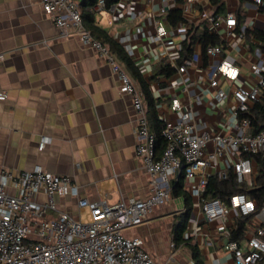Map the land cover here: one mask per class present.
Masks as SVG:
<instances>
[{
    "label": "crops",
    "instance_id": "crops-1",
    "mask_svg": "<svg viewBox=\"0 0 264 264\" xmlns=\"http://www.w3.org/2000/svg\"><path fill=\"white\" fill-rule=\"evenodd\" d=\"M83 1L76 0L81 13L90 8L95 27L121 45L147 82L161 124L177 119L171 106L173 98H178L183 109L191 113L195 132L207 131L211 136L237 134L244 116L237 108L233 89L240 84L252 87L258 83L251 65L257 51L264 55V7L248 0H122L127 6L113 20L108 10L95 9L97 0L93 6ZM230 14L236 17L237 24L229 34L225 19ZM209 16L217 18V28H211ZM159 20L174 46L152 41ZM182 26L187 30L180 31ZM205 28L219 36L222 43L204 49L198 35ZM96 35L111 50L109 43ZM191 40L192 50L187 54L184 43ZM210 46H218L221 51L210 54ZM120 61L138 83L132 70ZM223 61L237 67L239 73L235 79L222 73L216 75L226 92L223 101L217 102L211 76ZM185 62H189L186 71L180 72L178 67ZM162 64L175 68L169 77L156 75ZM0 90L8 94L0 100V173L3 169L41 167L69 175L79 187L80 196L108 204L150 196L151 176L135 151L138 116L132 97L120 92L118 74L94 48L78 37H60L54 20L39 0H0ZM259 91L252 107L264 100V86ZM145 105L153 131L147 100ZM249 132L253 133L251 125ZM44 138L47 142L39 148ZM213 149V143L205 148ZM162 151L157 147L158 155ZM246 153L219 156L204 168V175L225 177L233 171L232 161L247 157ZM251 158L255 184L257 167ZM179 175L170 179L171 199L156 206L144 222L125 229V233L141 237L146 250L158 262L194 264L192 244L198 247L203 264H235L230 243L236 242L247 250L257 220L232 207L225 221L209 220L202 211V202L209 198L203 197L204 191L200 196L193 193L202 174L191 180L184 175V189L192 203L183 235L175 240L177 214L186 209L185 199L172 192V183ZM44 199L40 196V200ZM58 205L75 217L87 213L78 208L75 196L59 198ZM240 217H248V221L243 234L234 238ZM222 228L230 229L231 236H225ZM258 264H264V259Z\"/></svg>",
    "mask_w": 264,
    "mask_h": 264
},
{
    "label": "built area",
    "instance_id": "built-area-1",
    "mask_svg": "<svg viewBox=\"0 0 264 264\" xmlns=\"http://www.w3.org/2000/svg\"><path fill=\"white\" fill-rule=\"evenodd\" d=\"M39 1L54 20L60 37H78L83 44L94 48L118 74L120 92L132 97L138 116L134 130L135 151L151 176V193L145 199L134 198L129 202L121 200L108 204L80 196L79 187L69 175L55 174L41 167L23 171L3 169L0 173V264H167L158 262L146 250L144 240L139 236L127 235L125 229L141 224L156 206L171 199V177L182 171L190 180L202 174L193 189V193L200 196L208 182L204 168L216 162L219 156L228 152H264V130L257 134L249 132L251 120L244 116L236 135L217 133L211 136L207 131L197 133L193 130L191 113L183 109L178 98H173L171 107L177 119L162 123L161 135L165 147L158 155L157 137L150 129L142 87L97 37L95 30L85 25L76 0ZM248 1L264 7V0ZM126 6L122 0L109 7L105 0H97L95 9L108 10L113 20H117ZM208 19L212 29L218 27L215 16ZM225 23L230 34L237 19L230 14L226 16ZM179 30L186 31L187 27L182 26ZM167 34V28L159 20L151 39L155 43L174 46V40ZM126 48L131 52L129 45ZM220 51L218 46L208 48L210 54ZM256 55L251 68L258 75V83L252 87L240 84L233 89L237 108L242 113L252 108V103L260 96V87L264 86V55L260 51ZM188 63L180 65L178 70L185 72ZM218 73L235 79L239 69L225 61L214 68L211 85L216 89V101L222 102L226 92L219 86ZM7 96L5 90H0V100ZM46 142L45 138L41 140L39 148H43ZM209 143L214 144V149L206 151ZM230 165L238 182L253 184L254 163L251 157L240 156ZM40 196L45 199L40 200ZM66 196L77 198L78 208L87 211L85 219L59 208L58 199ZM230 207L243 215L251 214L257 220L247 250L236 242L230 243L235 264H258L264 259V203L258 207L257 202L244 193L232 196L230 205L219 198L202 202V211L209 220L220 218L225 221ZM222 232L227 237L231 236L228 228H222Z\"/></svg>",
    "mask_w": 264,
    "mask_h": 264
},
{
    "label": "trees",
    "instance_id": "trees-1",
    "mask_svg": "<svg viewBox=\"0 0 264 264\" xmlns=\"http://www.w3.org/2000/svg\"><path fill=\"white\" fill-rule=\"evenodd\" d=\"M106 6L109 7L111 4L117 2L118 0H105ZM83 3L85 5L93 6L96 3V0H84ZM82 17L85 22V24L93 28L95 30V33L98 34L102 39L109 43L111 50L116 52L119 56L120 60H122L127 68H130L132 70V73L134 74V77L138 81V83L141 85L144 94H145V100H147V106H148V113L149 118L151 122V126L153 128V131L156 134V146L158 148L164 149L165 147V140L161 135V121L158 119L157 112H156V101L151 96V93L148 89V84L143 78L142 75L139 74V72L136 70V68L133 65V62L129 58V56L126 54L124 49L121 47V45L117 42H115L107 33H105L102 29L95 27V17L94 13L90 10H82ZM204 28V27H203ZM264 33V31H262ZM260 32H258L259 34ZM261 33V34H263ZM260 35V34H259ZM199 38L202 42L203 48L206 49L209 45H215V44H221L222 41L220 40L219 36L214 35L208 31L207 28L203 29L199 33ZM192 42L191 40L189 43H184V47L186 49L187 54H190L192 50ZM262 50L264 52V46L262 47ZM175 68L170 66L169 64H162L159 66L156 75H164L166 77H169L173 72ZM242 116L249 117L251 120V131L254 134L260 133L262 130H264V100L263 101H257L254 106L245 113L241 114ZM245 156L247 157H253L256 163V182L253 185H247L246 183H240L237 181V178L232 170L228 171L226 176L223 178H219L217 175H211L208 178V182L206 184L203 197L204 198H219L222 201H224L226 204L231 203L232 196L244 193L249 198H253L257 201L258 206H261L264 203V153H246ZM184 171L180 173L177 180L173 181L172 183V192L175 196H182L185 199L186 202V209L185 211L177 214V223L175 225V240H179L183 232L186 228L187 218L189 215V211L191 208L192 199L190 194L187 192V190L184 189ZM248 221V217H240L237 221V227L233 231V237L239 238L241 236L246 228V223ZM190 249L192 251L194 264H203V260L201 258L199 249L196 245H190Z\"/></svg>",
    "mask_w": 264,
    "mask_h": 264
},
{
    "label": "rangeland",
    "instance_id": "rangeland-1",
    "mask_svg": "<svg viewBox=\"0 0 264 264\" xmlns=\"http://www.w3.org/2000/svg\"><path fill=\"white\" fill-rule=\"evenodd\" d=\"M82 217H83V219H85L86 218V214H84Z\"/></svg>",
    "mask_w": 264,
    "mask_h": 264
}]
</instances>
